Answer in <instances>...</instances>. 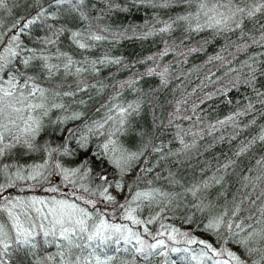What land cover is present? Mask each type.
<instances>
[{
  "label": "snow or ice",
  "instance_id": "obj_1",
  "mask_svg": "<svg viewBox=\"0 0 264 264\" xmlns=\"http://www.w3.org/2000/svg\"><path fill=\"white\" fill-rule=\"evenodd\" d=\"M105 3L108 11L119 8L113 0H105ZM136 3L161 8L184 5L186 10L175 17H153L151 24L145 21L146 31L137 33L133 27V36L146 39L182 28L179 43L165 41L164 49L157 54L160 58L178 48L184 49L176 53L180 56L203 51L210 39L205 37L187 45L185 42L194 35L207 33L212 39L223 38L225 44L220 52L209 56L207 61H218L220 67L227 69L224 76L218 78H226L227 83L217 91L227 95L232 89L245 85L251 88L254 98L245 97V104L204 127H198L202 123L199 117L193 128L183 129L177 125L175 138L180 146L174 151L163 153V146L153 144L151 140L135 150L126 147L122 137L128 132L131 117L139 114L141 101L125 102L121 96L125 86L133 88L135 79L120 81L94 109L89 105L92 96L88 100L77 99L78 94L93 89L102 97L106 86L100 81L90 83L83 75H98L97 65H119L122 59L104 54L98 59L90 60L85 56L77 60L58 47L51 53L49 46L57 45L60 37L67 33L77 49L86 51L110 38L118 42L126 37L127 29L111 31L99 23L94 25L92 21H100L102 16H89L85 10L87 0H48L47 7L41 0H33L34 15L15 19L7 29L0 22V177L3 178L0 182V264H14V260L24 264L29 257V264H113V257L105 255L101 258L97 249L113 243L119 245L121 241L125 245L135 241L134 252L145 260L152 256L165 257L164 264H177V260L168 259L170 252L179 254L182 264H264V124L259 126L256 134L240 139L245 130L257 124V116L264 117V90L256 87L258 75L264 76V0H136ZM0 11L11 14L9 0H0ZM61 12L74 14L73 19L87 23L82 29L56 28L54 24H47L50 34L40 41L43 47L24 44L22 36L28 35L32 26L55 21ZM251 49L257 51L250 53ZM241 54L246 58L233 67ZM156 59L153 55L145 61ZM33 62H39L40 71L45 73L44 82L37 75L28 74ZM17 63L24 71L15 67ZM169 67L165 65L158 71L157 65V68H148L145 74L159 76L161 85L167 86ZM61 69L65 78H77L74 86L68 84L65 87L63 81L54 82ZM215 94L207 93L205 98ZM186 103L187 100L176 101L175 111L169 114V124L180 118L177 113ZM197 107L193 104L192 112ZM53 115L55 119H52ZM247 116L252 118L242 123V118ZM182 118L190 120L191 116ZM70 122L75 126L66 128ZM49 126L67 132L61 143L40 142L39 138ZM228 128L232 131L227 136L215 135ZM205 136L213 137L214 142L227 139L229 144L238 143L231 154L215 157L214 164L206 161L188 178L177 179V173L169 170L165 177L157 172L155 180L148 179L158 163L168 157H176L177 163H183L185 159H192L194 151L202 155L198 142ZM72 141L75 149L70 147ZM93 143L94 153L91 152ZM213 146L214 143L209 144L208 148ZM258 148L261 149L259 154ZM17 149L22 150L23 155L42 153L41 160L30 164L2 163ZM80 150L84 151L81 153ZM77 154H91L100 164L107 162L120 179L111 180L104 172H96L94 178L100 183L91 187L94 169L88 161L76 166H66L62 162L64 157ZM153 154L159 159L149 166ZM245 158L252 163L241 168ZM138 165L135 180L126 184L125 176ZM54 176L61 177V183L72 191L65 194L59 185H50L45 190L60 192L59 198L55 195H3L6 189L19 184H23L21 191L43 187ZM233 178L237 185L235 191L230 190ZM161 179L167 181V188L156 186L155 181ZM141 184L146 186L140 187ZM125 187L129 195L121 203L112 190L119 192ZM101 203L104 208L99 207ZM144 211L148 213L146 217L141 215ZM178 211L182 214L177 215ZM168 213L172 220H180L184 225L199 227L202 224L201 235H195L191 227L184 229L175 223H165ZM117 215L129 223L113 222ZM157 223L159 229L153 233L148 225ZM130 225L142 226L144 235ZM145 235L153 242L145 239ZM204 235L214 239L203 238ZM181 242L184 247L175 246ZM229 244L237 245L241 252L232 250ZM42 245H55L56 252L41 254ZM77 250L79 254H76Z\"/></svg>",
  "mask_w": 264,
  "mask_h": 264
},
{
  "label": "trees",
  "instance_id": "obj_2",
  "mask_svg": "<svg viewBox=\"0 0 264 264\" xmlns=\"http://www.w3.org/2000/svg\"><path fill=\"white\" fill-rule=\"evenodd\" d=\"M43 6L47 7L48 0H41ZM115 4L119 5V8H113L111 11L107 10V4L105 0H87L86 11L90 17H96L101 15L102 18L100 21L93 20V24H101L102 26H107L111 31H124L127 29L126 37L120 39L118 42L109 40L100 42L96 47L91 48L86 51L77 49L69 40L68 34L65 33L60 37L59 43L55 46H49V51L55 53L57 47L61 51L68 52L71 54L74 59L82 60L85 56L91 59H98L104 54H108L111 57H120L122 63L119 65L109 64V65H97L99 68L98 75L93 76L91 73H85L83 78L87 79L90 83H95L96 81L102 82L106 88L103 93V96H97L95 89L87 92L78 94L77 99L88 100L89 96H92L93 99L89 101V105L94 109L97 106V102L102 98H106L109 94L113 92V87L118 86L120 81L135 79L136 83L133 88H128L125 86L122 92L121 99L125 102L140 100L141 108L138 115L131 117L128 132L122 137V142L125 143L126 147H129L135 150L137 147L141 146L143 143L151 140L153 144L163 146V153H167L169 150H175L180 145L176 140V133L178 131L177 125H180L183 129L193 128L194 122L197 120V117L202 121L198 127H204L208 122H215L217 119H222L225 115L234 111L238 106H242L247 101L245 97H253V92L251 88H248L245 85H240L237 88L232 89L227 95H223L217 91L224 84L227 83V79H218L224 76L226 68L220 67V62L214 61L212 63H207L209 56H213L216 53L220 52L221 48L225 44L223 38L212 39L207 33L194 35L190 41L185 43L189 46L195 44L197 41H202L205 37L210 39V43L204 46V50L197 53H192L190 55L180 56L176 53L184 51L183 48L176 49V52H169V54L163 58H160L157 54L162 51L165 47V41H168L169 44H172L175 41L177 44L180 41V38L183 36V30L180 27H177L175 31L170 34L163 35H154L146 39H137L133 36L132 28H136V32L140 33L146 31L143 27L145 21H148L149 24L154 23L153 17L159 19H168L169 16L175 17L177 14L183 13L186 8L182 4H173L168 8L161 7H152L149 5L137 4L136 0H113ZM33 0H9V8L12 9L11 14L7 12L0 11V22L3 23L5 29L10 27L15 19H18L22 16H31L35 14V9L32 7ZM126 9V10H124ZM74 14H68L61 12L59 18L55 21L48 20L43 25L38 23L31 27L28 35L22 36L24 44L27 47L41 48L43 45L40 41L50 33L47 29V24H54L56 28L61 26H66L71 29H82L87 22H82L79 19H73ZM160 25H157L159 27ZM235 39V37H233ZM257 51L256 49H251L250 53ZM156 55L157 59L155 61H145V58L148 56ZM227 56V53H224ZM230 58V57H229ZM246 56L241 54L238 60L232 65L233 67L238 66L239 61L245 59ZM141 61H145L141 63ZM55 63L56 61L53 60ZM159 65V68H157ZM165 65L169 67L168 81L167 86L161 85L160 77L156 75H146L148 68H157V70H162ZM127 66V67H126ZM15 67L22 68L19 63ZM29 75H37L41 82H44L45 73L40 71L39 62H33L32 67L27 70ZM214 74V75H212ZM210 79H206L209 77ZM137 77H139L137 79ZM77 78L74 76L64 77L63 70L57 74L54 78V82L60 83L64 82L65 87L68 84H73ZM212 81H217L212 83ZM256 87L260 90H264V76L257 77ZM135 89V90H134ZM193 89H196L193 92ZM216 94L211 96V98H205L207 93ZM178 100H187L186 104L181 105L180 112L177 115L179 119H174L171 124L168 123L170 119V113L175 111L176 101ZM203 100V103L200 101ZM231 101L229 103L228 101ZM193 104L198 105L195 112H192L191 106ZM257 108H260V105H256ZM184 115L191 116L190 120H184L182 117ZM251 116L242 118V123H247ZM52 119H55V115L52 116ZM264 124V117L257 116V124L251 128L245 130L240 139L245 137H250L251 135L256 134L259 131V126ZM75 123L70 122L65 127H74ZM232 131L231 128L226 129L223 133H216L218 137L223 134L227 136ZM67 135L66 131H61L59 128H53L49 126L47 131L42 133V136L39 138L41 143L45 141H52L54 144H59L62 142L64 136ZM190 139V137H188ZM199 151L202 155H197L194 151L192 159L183 160V163H177L176 157H168L166 160L160 161L157 167L154 169L153 173H150L148 179L155 180V175L157 172L160 173L161 177H165L168 174V171L177 173V179L184 177L188 178L193 170L199 171V168L204 166L206 161H210L213 164L215 163V157L220 156L222 158L223 154H231L232 149L235 147V144L238 141L229 144L228 140L224 141L216 140L213 141V137L205 136L203 140L199 142ZM214 143L212 148H208L209 144ZM70 147L73 149L76 148L75 142H70ZM261 149H257V154ZM84 150H80L82 153ZM95 144L91 146V152H95ZM161 153V154H163ZM42 153H31L28 155H23L22 150L17 149L11 156L5 158L2 163H20V164H30L38 162L41 160ZM159 156L153 154L150 157V164H156ZM183 159V158H181ZM88 161L89 166L93 167V179L90 182L91 187H95L96 184L100 183L98 179H95L96 172H104L107 174L109 179L115 180L120 179L118 175L115 174V170L111 165H108L107 162L100 164L98 160H93L91 154L85 156L83 154H77L74 157H64L62 162L66 166H76L81 162ZM143 163V160L140 162ZM251 161L247 158L244 159L243 163L240 165L241 168L248 166ZM139 171V165L125 176L126 184H131L136 178V172ZM61 177L54 176L51 177L49 183H45L43 187H36L34 189L25 188L24 191H21L20 188L23 187V184H19L15 187L8 188L3 193V195L10 196H40V197H51L57 196L60 197L61 193H52L48 192L47 189L50 185L55 186L59 185L61 192L67 194L72 191L68 186H65L61 183ZM0 182H3V178L0 177ZM156 186H162L167 188V181L161 179L155 181ZM145 184H141L140 187H145ZM237 185L233 183L230 186L231 191H235ZM113 194L117 196L119 202H123L125 196L129 195V190L127 187L123 188L119 192L115 189L112 190ZM215 196V192L212 194ZM100 208H104V204L99 205ZM110 211V209H109ZM182 212L178 211L177 215H181ZM142 216L146 217L148 215L147 211L141 213ZM169 218L165 220V223H175L178 227L187 229L189 227L194 229V234L197 236L201 235L202 224L197 227L195 224L189 226L184 225L180 220H172L171 214H166ZM111 219V216L108 217ZM197 220L200 219V215L197 214ZM115 223H129L128 221H123L117 215L116 219L113 221ZM135 230L140 231L142 235L143 228L142 226L130 225ZM148 227L155 233L159 229V224L148 225ZM203 238L213 240L214 238L208 235H204ZM145 239L149 242H153L151 237L145 235ZM167 240V237H164ZM169 244L173 242L168 241ZM135 241L125 245L123 241L119 245L113 243L109 247L97 249V253L103 258L105 255L111 256L114 258L113 264H164L165 257L163 256H152L147 260L144 257L139 256L134 252ZM177 247H184L183 243L176 244ZM232 250L241 252V249L237 245L229 244L228 245ZM119 249L118 251L116 249ZM127 249V250H125ZM91 249H89L90 251ZM55 245H42L41 254L45 253H55ZM76 254H79V250L76 251ZM23 256V253H21ZM168 259L177 260V264H182L179 261V254L169 253ZM28 260L24 261V264H29ZM14 264H20L19 260H14Z\"/></svg>",
  "mask_w": 264,
  "mask_h": 264
}]
</instances>
